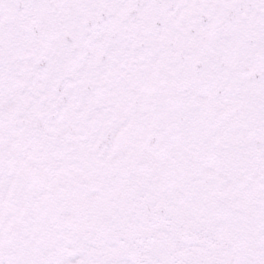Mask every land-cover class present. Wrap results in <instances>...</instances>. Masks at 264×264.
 <instances>
[{
	"label": "snow or ice",
	"instance_id": "snow-or-ice-1",
	"mask_svg": "<svg viewBox=\"0 0 264 264\" xmlns=\"http://www.w3.org/2000/svg\"><path fill=\"white\" fill-rule=\"evenodd\" d=\"M0 264H264V0H0Z\"/></svg>",
	"mask_w": 264,
	"mask_h": 264
}]
</instances>
